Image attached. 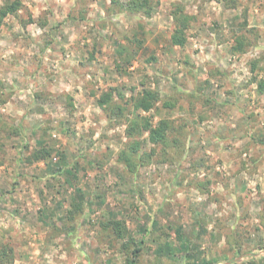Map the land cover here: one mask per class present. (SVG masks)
Instances as JSON below:
<instances>
[{
    "label": "rangeland",
    "instance_id": "1",
    "mask_svg": "<svg viewBox=\"0 0 264 264\" xmlns=\"http://www.w3.org/2000/svg\"><path fill=\"white\" fill-rule=\"evenodd\" d=\"M20 1L0 19V264H126L101 225L113 218L135 264H264V0H150L149 14L60 0V19L49 0L54 21L29 0L33 37ZM173 5L193 16L183 46L169 41ZM111 88L115 106L157 90L147 114L172 125L166 145L137 137L132 167L118 160L129 109L96 103Z\"/></svg>",
    "mask_w": 264,
    "mask_h": 264
},
{
    "label": "trees",
    "instance_id": "2",
    "mask_svg": "<svg viewBox=\"0 0 264 264\" xmlns=\"http://www.w3.org/2000/svg\"><path fill=\"white\" fill-rule=\"evenodd\" d=\"M22 6L20 0H7L0 8V19L7 14L13 16L17 15L18 9ZM126 7L132 11H138L144 8L146 14L150 13V0H128ZM171 16L173 18V29L170 34V43L172 45L183 46L187 41L186 29L189 27L193 16L186 13L184 9L179 5H173L171 10ZM234 50H240L241 45L233 47ZM257 62L259 60H256ZM254 61L253 65L257 62ZM254 68V67H253ZM113 90V91H112ZM116 88H111L110 91L102 92L96 99V103L102 109L111 112L112 110H118L121 114H124L126 109L128 110V117L126 118V135L129 141L125 144V147L120 151L118 160L123 162L126 166L132 167L133 159L135 156H139V151L142 147V143H150L152 145H166L168 142V132L172 129V125L169 119L159 117L153 122V116L149 115V111L156 109L157 104L161 101L160 95L157 90L150 88H143L140 92L131 95L128 99H125L123 105L115 106L113 103L114 94L119 98L124 97ZM257 91L264 95V76L257 80ZM162 107L172 108L173 105L170 102H161ZM146 133V141H141L137 138ZM40 152L49 154V151L42 149ZM73 211L81 210L79 202H72L70 204ZM72 213V211H69ZM101 225L104 229L109 230L115 237L122 240V248L126 256V264H135L136 258L140 251V247L134 246V238L129 234V230L126 223L122 219H109L106 222H102Z\"/></svg>",
    "mask_w": 264,
    "mask_h": 264
},
{
    "label": "crops",
    "instance_id": "3",
    "mask_svg": "<svg viewBox=\"0 0 264 264\" xmlns=\"http://www.w3.org/2000/svg\"><path fill=\"white\" fill-rule=\"evenodd\" d=\"M37 1H39V0H37ZM49 0H41V2H39V4H41V7L43 8V9H45L44 10V13L46 14V16H49V19L50 20H53L54 21V19H53V16H51L50 17V15L53 13L52 12V10L51 9H54L53 11L55 12V18L56 19H60V18H58V17H60V15H61V13L63 12V11H65V9H66V7L67 6H63L62 5V2H59L60 0H54L55 1V3H56V5H51L50 6V8H49V3H47ZM107 1V0H106ZM109 1V0H108ZM107 1V2H108ZM50 2V1H49ZM3 3V2H2ZM23 3H25L24 1L22 2V4ZM26 3H27V5L31 8V10L30 11H32V15H30L29 14V18H28V21L26 22V25L25 26H23V29H25L26 31H27V35H30L31 37H33V35H36V31L34 30H32V29H30V26H32L33 24H35L34 22H32L33 20H34V15H35V13H36V10H37V8H34V7H32V5L30 4V1L29 0H27L26 1ZM91 5H94V4H91ZM42 9V10H43ZM22 11V6L20 7V9H18V13L20 14V13H22L21 12ZM27 12V11H26ZM57 12V13H56ZM66 12V11H65ZM13 16V15H12ZM21 16V15H20ZM22 19H24L23 18V16H22ZM58 21H60V20H58ZM63 21H65L64 19H62V22ZM42 22H45V20H42ZM46 23V25H44ZM45 23H41V22H39L38 24V26H37V29H38V32L39 31H45L46 30V28H47V26H48V21H46ZM53 23V22H52ZM50 25V24H49ZM36 29V30H37ZM28 37V36H27ZM169 41H170V36H169ZM176 46V45H175ZM45 49V51H47V48H44ZM72 56V55H71ZM34 56H33V54H30V52L28 53V54H25L24 56H23V60H26V61H31V60H35V59H37L36 57H38V55L35 57V58H33ZM39 57H41V61L43 62V63H45V64H47V63H49L51 66H53L54 68H56V70L55 71H59L58 69H57V66H58V62L61 60V58H59V57H54V56H52L50 53H43V55H41V56H39ZM68 59V58H67ZM49 64H48V66L47 67H49ZM66 64V63H65ZM73 66H70L69 68H67L66 70H68L69 72L70 71H72L73 70ZM47 69V68H46ZM46 69L44 68L43 70L42 69H40V72H44L45 73V71H46ZM70 87V86H69Z\"/></svg>",
    "mask_w": 264,
    "mask_h": 264
}]
</instances>
